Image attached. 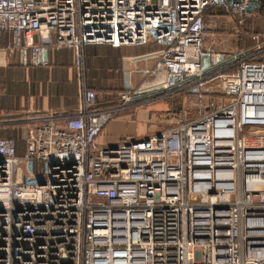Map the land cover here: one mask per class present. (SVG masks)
Returning a JSON list of instances; mask_svg holds the SVG:
<instances>
[{
  "label": "built area",
  "instance_id": "2783aa9c",
  "mask_svg": "<svg viewBox=\"0 0 264 264\" xmlns=\"http://www.w3.org/2000/svg\"><path fill=\"white\" fill-rule=\"evenodd\" d=\"M210 8L242 28L264 17V0H0V38L11 36L0 51L30 68L70 49L78 89L73 115L32 120L22 159L15 140L0 139V264H264V62H240L235 94L210 114L96 142L132 97L99 108L84 49L159 46L133 96L187 84L199 94L227 60L203 46Z\"/></svg>",
  "mask_w": 264,
  "mask_h": 264
},
{
  "label": "crops",
  "instance_id": "0c3cea01",
  "mask_svg": "<svg viewBox=\"0 0 264 264\" xmlns=\"http://www.w3.org/2000/svg\"><path fill=\"white\" fill-rule=\"evenodd\" d=\"M221 17L232 18L218 8L207 9L203 14L207 27ZM232 20L237 22L236 18ZM10 42L11 36L3 33L1 46L5 47ZM160 50L159 46L153 44L141 47L87 46L84 49L86 84L89 90L96 93L99 108L117 107L123 95L133 97L132 93L149 80L146 73L153 69ZM47 60V67L23 68L16 64L14 55L0 51V139L15 140L16 154L20 159L25 153L27 128L34 118L51 113L70 116L75 113L78 104L72 50L49 49ZM235 71L222 76L234 77ZM159 106L154 104L137 111L133 110L131 104L127 105L125 111L105 126L97 138V144L100 147L114 146L125 140L143 138L165 130L157 129L154 124L156 114L152 112L161 108ZM20 167H24L23 162Z\"/></svg>",
  "mask_w": 264,
  "mask_h": 264
},
{
  "label": "rangeland",
  "instance_id": "374dc122",
  "mask_svg": "<svg viewBox=\"0 0 264 264\" xmlns=\"http://www.w3.org/2000/svg\"><path fill=\"white\" fill-rule=\"evenodd\" d=\"M246 22L247 24L242 28L232 18L221 17L218 20L215 19V22H210L209 27L206 26L204 48L226 55L227 60L225 64L212 68L204 75L199 94L189 93L190 87L187 84L177 91L153 94L149 98L144 97L145 95L133 96L128 102L134 104L133 110H143L154 104H160L161 108L152 113L156 114L154 124L157 129L162 130L175 126L179 118L191 121L227 104L229 98L236 92L233 78L236 77L235 70H238L239 63L242 61L264 62V41L252 36L256 33L264 37V17L260 13L250 17ZM234 71L236 72L234 77L222 76L224 73ZM23 168L25 173H28L25 167ZM37 169L35 172L38 171Z\"/></svg>",
  "mask_w": 264,
  "mask_h": 264
},
{
  "label": "bare ground",
  "instance_id": "6f19581e",
  "mask_svg": "<svg viewBox=\"0 0 264 264\" xmlns=\"http://www.w3.org/2000/svg\"><path fill=\"white\" fill-rule=\"evenodd\" d=\"M250 186L254 187V188H263L262 182L259 178L257 177H253L250 182H249Z\"/></svg>",
  "mask_w": 264,
  "mask_h": 264
},
{
  "label": "trees",
  "instance_id": "16d2710c",
  "mask_svg": "<svg viewBox=\"0 0 264 264\" xmlns=\"http://www.w3.org/2000/svg\"><path fill=\"white\" fill-rule=\"evenodd\" d=\"M222 10V9H221ZM223 11V10H222ZM96 94V93H95Z\"/></svg>",
  "mask_w": 264,
  "mask_h": 264
},
{
  "label": "water",
  "instance_id": "95a60500",
  "mask_svg": "<svg viewBox=\"0 0 264 264\" xmlns=\"http://www.w3.org/2000/svg\"><path fill=\"white\" fill-rule=\"evenodd\" d=\"M46 57H47V54H46Z\"/></svg>",
  "mask_w": 264,
  "mask_h": 264
}]
</instances>
